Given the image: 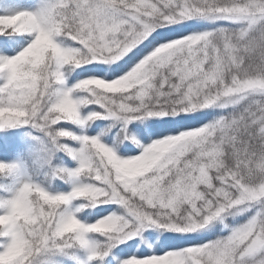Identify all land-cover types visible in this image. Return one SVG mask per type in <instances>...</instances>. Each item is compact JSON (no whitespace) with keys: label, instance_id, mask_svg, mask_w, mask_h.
Masks as SVG:
<instances>
[{"label":"snow or ice","instance_id":"1","mask_svg":"<svg viewBox=\"0 0 264 264\" xmlns=\"http://www.w3.org/2000/svg\"><path fill=\"white\" fill-rule=\"evenodd\" d=\"M0 264H264V0H0Z\"/></svg>","mask_w":264,"mask_h":264},{"label":"trees","instance_id":"2","mask_svg":"<svg viewBox=\"0 0 264 264\" xmlns=\"http://www.w3.org/2000/svg\"><path fill=\"white\" fill-rule=\"evenodd\" d=\"M67 163H69V165L71 166V162L70 161H67ZM59 187H64L62 185H58ZM102 214H106V213H102Z\"/></svg>","mask_w":264,"mask_h":264}]
</instances>
